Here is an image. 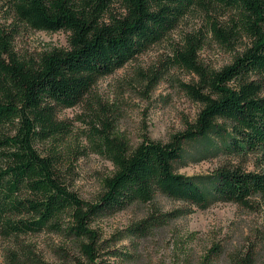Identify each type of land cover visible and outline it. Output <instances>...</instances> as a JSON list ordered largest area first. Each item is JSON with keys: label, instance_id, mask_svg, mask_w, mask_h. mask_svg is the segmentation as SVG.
<instances>
[{"label": "trees", "instance_id": "1", "mask_svg": "<svg viewBox=\"0 0 264 264\" xmlns=\"http://www.w3.org/2000/svg\"><path fill=\"white\" fill-rule=\"evenodd\" d=\"M3 2L15 23L0 21V237L64 232L80 241L95 264L97 236L90 226L99 217L152 205L159 196L199 208L264 201V174L223 168L201 179L174 168L186 143L212 134L226 155L264 153V0H0V8ZM195 13L206 24L185 36L175 64L198 78L196 85L184 86L203 105L196 122L169 143L145 141L135 150L109 127L93 128L87 137L93 152L114 171L95 203L82 200L60 169L71 127L59 120V112L84 103L100 79L161 43ZM17 23L68 32L69 47L21 59L14 48ZM209 36L225 47L243 38L251 45L217 71L199 61ZM42 145L49 149L42 152ZM165 223V215L153 212L130 231L145 236ZM8 264L49 263L27 248ZM230 264L254 262L247 254L233 256Z\"/></svg>", "mask_w": 264, "mask_h": 264}, {"label": "rangeland", "instance_id": "2", "mask_svg": "<svg viewBox=\"0 0 264 264\" xmlns=\"http://www.w3.org/2000/svg\"><path fill=\"white\" fill-rule=\"evenodd\" d=\"M0 21L15 23L4 2ZM205 24L199 14L189 15L161 43L100 79L84 103L59 112V120L71 127L61 151L60 169L63 180L82 200L95 203L104 192V180L114 171L107 159L93 152L87 139L93 128L102 131L109 127L135 150L145 141L169 143L196 122L203 105L194 101L184 86L196 85L198 78L175 64V54L185 36L204 29ZM17 27L14 48L21 59H38L54 48L69 47L68 32L35 31L19 23ZM250 45V40L243 38L233 47H225L209 36L199 61L219 71ZM221 142L212 134L186 143L182 160L174 166L176 174L207 179L223 168L264 174L263 152L226 155ZM39 149L46 152L49 145ZM153 212L165 215L167 223L145 236L132 235L130 228ZM90 229L97 236L99 257L95 264H230L233 256L247 254L254 264H264L262 200L251 207L215 202L199 208L159 196L152 205H135L99 217ZM27 248L49 264H92L75 237L49 231L12 240L0 237V264H8L11 256Z\"/></svg>", "mask_w": 264, "mask_h": 264}]
</instances>
